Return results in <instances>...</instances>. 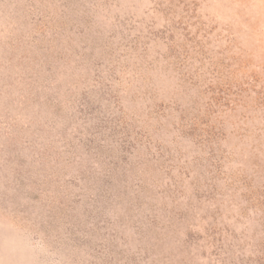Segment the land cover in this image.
Returning <instances> with one entry per match:
<instances>
[{"label": "rangeland", "instance_id": "1", "mask_svg": "<svg viewBox=\"0 0 264 264\" xmlns=\"http://www.w3.org/2000/svg\"><path fill=\"white\" fill-rule=\"evenodd\" d=\"M0 264H264V0H0Z\"/></svg>", "mask_w": 264, "mask_h": 264}]
</instances>
